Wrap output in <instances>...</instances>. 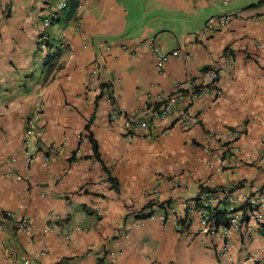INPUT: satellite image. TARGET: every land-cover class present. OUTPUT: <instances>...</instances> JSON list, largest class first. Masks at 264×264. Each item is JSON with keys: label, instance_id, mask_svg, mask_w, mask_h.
<instances>
[{"label": "crops", "instance_id": "1", "mask_svg": "<svg viewBox=\"0 0 264 264\" xmlns=\"http://www.w3.org/2000/svg\"><path fill=\"white\" fill-rule=\"evenodd\" d=\"M79 1L45 26L58 0H0V264H264V207L227 233L200 231L197 217L179 232L162 218L204 187L264 192V0ZM223 13L235 15L223 29L193 35ZM152 43L181 54L161 72ZM215 66L221 94L186 99L126 137L127 118L157 109L175 81L210 84ZM190 104L199 122L186 128ZM234 129L241 150L222 168Z\"/></svg>", "mask_w": 264, "mask_h": 264}, {"label": "built area", "instance_id": "2", "mask_svg": "<svg viewBox=\"0 0 264 264\" xmlns=\"http://www.w3.org/2000/svg\"><path fill=\"white\" fill-rule=\"evenodd\" d=\"M69 0H58L56 10L49 12L43 19L45 26H50L55 18L58 16V12L68 8ZM82 6L79 1V7ZM235 15L230 13H223L217 16H211L207 19L203 27L195 32L193 35L197 38L206 37L207 35L223 29L229 22L234 19ZM257 48H262L264 42L256 41ZM98 46L106 51L112 49V45L108 44L105 40H99ZM151 50L156 54L158 58V69L164 71L165 64L171 56H179L181 49H176L170 52H165L161 47L150 44ZM186 56H190L189 53ZM234 66L233 61H229L225 64L224 68L231 69ZM94 71H98V68H93ZM222 70L221 67L215 66L208 69L205 73L208 77L212 78L210 84H201L195 80H187L184 82H173V91L168 94L162 104L152 111L143 119H131L127 118L124 125L130 131L127 132L126 137L129 140L135 138L136 130L143 129L150 131L153 127L156 119H164L171 114L184 100L189 99L190 102H194L203 94L213 92L215 94H221L216 77ZM112 104L115 103V99L112 96L108 97ZM116 111V109H115ZM117 112V111H116ZM181 120L186 128L191 127L193 124L199 122V117L195 116L191 111V104L187 105L181 112ZM30 127L28 132L36 134L38 137H42L44 134V127L34 129V124L29 123ZM229 136L232 141L227 139L222 141V148L217 154V158L220 161V167H229L233 164L232 158L241 150L240 145L235 144L243 136V130L234 129L229 131ZM225 138H228L227 136ZM260 155V161L264 163V141H262L255 148ZM230 152V153H229ZM34 156L29 161H32ZM20 178V176H18ZM177 185H184L186 182L182 179L175 180ZM224 208L228 217L229 226L224 224L217 225L213 214L216 208ZM264 207V192H256L253 194H245L239 190L233 188L212 189L209 187L202 188L199 193L191 199L184 212H181L178 208L167 206V210L162 214V218L165 222H172L175 230L179 232H188L191 224L194 222L195 217L202 223L200 231L205 233H213L221 230L227 233L229 229L239 228L245 219H250L255 222H259L262 219L261 208ZM4 216L14 217L15 213L7 211ZM185 220L188 226H185L182 221ZM29 226V221L23 218L19 221V228L26 230ZM227 246V245H226ZM11 264H32L31 260L21 258L16 259ZM102 264H107L103 262Z\"/></svg>", "mask_w": 264, "mask_h": 264}, {"label": "trees", "instance_id": "3", "mask_svg": "<svg viewBox=\"0 0 264 264\" xmlns=\"http://www.w3.org/2000/svg\"><path fill=\"white\" fill-rule=\"evenodd\" d=\"M78 1L79 0H69L68 8L70 7V14H74L75 11L77 10ZM57 18H55V20ZM87 127H89V125ZM91 139H92V142L94 144L95 153L97 154V156H99L98 143H97V141L94 138H92V136H91ZM168 205H170V204H168ZM226 213L227 212H226V210L224 208H219V207L216 208V210H215V212L213 214V218L215 219V223L217 225L224 224L225 226H229L228 217H227ZM182 223L185 226L190 225L185 220H183ZM260 227H261V230L264 233V223H262Z\"/></svg>", "mask_w": 264, "mask_h": 264}]
</instances>
